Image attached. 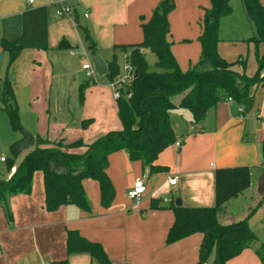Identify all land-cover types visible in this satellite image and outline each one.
I'll return each instance as SVG.
<instances>
[{"label":"crops","instance_id":"0c3cea01","mask_svg":"<svg viewBox=\"0 0 264 264\" xmlns=\"http://www.w3.org/2000/svg\"><path fill=\"white\" fill-rule=\"evenodd\" d=\"M159 1L65 0L70 12L57 14L51 0H0V39L14 40L20 35L21 14L29 7L45 6L47 12L48 49L25 48L7 67L8 54L0 46V88L7 76L22 127L31 134L66 142L120 129L116 102L107 79L102 78L106 71L100 78L93 76L83 101H79V85L87 80L81 77L80 58L86 45L76 21L89 29L96 43L94 54L107 68L114 53L117 61L125 62V52L119 46L141 42L142 18L146 20ZM173 1L168 40L178 66L186 70L199 58L201 20L210 0ZM254 31L239 5L219 23V54L228 61L244 57L247 74L256 68L255 46L245 40ZM61 39L73 48H58ZM238 108L233 99L219 101L197 124L190 122L186 109L184 121L178 123L172 121L170 112V123L181 145L172 144L158 155L156 162L166 166L165 171L148 174L147 168L138 160H130L124 150L109 154L106 171L115 196L108 208L100 205L98 183L90 178L82 181L90 213L70 203L47 211L41 182L36 188L32 185L29 194L6 195L0 199V264H49L64 258L67 229H77L89 240L100 242L113 264H192L202 234L167 244L173 213L164 206L175 198L184 206H212L214 170L234 166L249 168L250 184L225 203L219 220L247 218L258 241L226 264H262L253 248L264 243V161L260 147L264 139V84L256 89L248 112L242 114ZM87 118L92 122L83 129L81 121ZM172 176L177 177L175 184L168 181ZM139 178L145 190L135 203L126 192ZM151 199L163 207H150ZM66 264L100 263L86 252H77L67 256Z\"/></svg>","mask_w":264,"mask_h":264},{"label":"trees","instance_id":"16d2710c","mask_svg":"<svg viewBox=\"0 0 264 264\" xmlns=\"http://www.w3.org/2000/svg\"><path fill=\"white\" fill-rule=\"evenodd\" d=\"M264 0H240L254 33L245 38L255 46L256 68L252 74L244 69L246 59L233 61L223 58L217 49L219 23L222 17L232 12L230 0H210L201 20L198 36L201 50L198 60L188 69L181 70L171 52L168 40V14L174 9L173 0H160L150 16L142 18L141 42L121 45L125 62L136 74L118 98H115L117 117L121 127L109 130L90 141L81 138L66 142L63 138L48 139L26 131L19 120V112L13 103L14 92L9 79L2 80L0 109L8 116L10 128L20 137L9 145L11 157L5 158L8 178H0V199L8 194H29L33 175L40 171L43 180L44 208L54 211L65 204H74L86 213L90 206L82 181L96 180L99 186V203L108 208L115 196L114 186L107 174L109 154L124 150L130 160H138L148 174L165 171L166 166L156 162L158 155L177 141L170 123L169 114L174 108L186 109L190 122L200 123L207 110L217 102L233 99L242 107V114L253 106L256 89L264 84ZM76 26L85 42V49L92 55L96 43L87 26L76 21ZM0 46L8 54L7 67L25 48L46 50L47 12L45 6L29 7L21 14V33L14 40L4 37ZM58 48H73L61 39ZM145 50L154 53V66L150 70L145 59ZM134 72V73H135ZM120 73L116 54L107 64L106 77L113 80ZM89 80L79 85V101L84 99V90ZM129 93V96H127ZM178 98L177 102L175 99ZM92 118L83 119L81 128L86 129ZM261 157L264 161V139L261 141ZM21 156V157H20ZM20 158V160H18ZM250 184L247 166L219 167L214 170V204L212 206L175 205L171 199L164 207L173 213V221L166 233L167 244L194 233H201L197 259L192 264H226L246 248L257 243V237L247 218L221 222L220 214L225 203L241 194ZM150 207L158 208L157 199H151ZM264 219V215H263ZM66 256L49 264H66L71 253L86 252L100 264H113L98 241L89 240L77 229L65 231ZM255 255L264 264V243L253 248ZM124 264H136L130 261Z\"/></svg>","mask_w":264,"mask_h":264},{"label":"built area","instance_id":"2783aa9c","mask_svg":"<svg viewBox=\"0 0 264 264\" xmlns=\"http://www.w3.org/2000/svg\"><path fill=\"white\" fill-rule=\"evenodd\" d=\"M28 3H32L33 0H25ZM51 3L56 6V13L57 14H67L70 12V7L66 4L65 0H51ZM87 15V14H86ZM80 58H81V69L84 71L85 78L92 81L93 76L95 75V70L90 58V55L86 49L82 50L80 52ZM134 68L129 64L125 62V65L123 67L122 72L117 74V76L109 81V86L112 89V95L114 98H118L121 94L122 89H125L128 84L131 82V80L134 77ZM127 96H129V93H127ZM227 100H231V98H227ZM239 112H242V107L239 106L238 108ZM174 145L176 147H180V142L175 141ZM5 158H1V160H4ZM177 180L176 176H172L168 178V181L170 184H175ZM145 190V186L143 183V179L139 178L136 179L131 188H129L126 192V196L131 199L133 202L138 203L140 198L142 197V194ZM166 200L165 198H163Z\"/></svg>","mask_w":264,"mask_h":264},{"label":"rangeland","instance_id":"374dc122","mask_svg":"<svg viewBox=\"0 0 264 264\" xmlns=\"http://www.w3.org/2000/svg\"><path fill=\"white\" fill-rule=\"evenodd\" d=\"M230 3L232 6V12H235L238 5H239V7H241L240 0H230ZM233 14L234 15H232V16H237L236 13H233ZM145 59L149 65L150 70H158L154 66V61L156 59L154 53H152L151 51L145 50ZM118 64L120 66V72H122L123 67L125 65V62H122L120 60V61H118ZM81 71H82L81 77L85 78L84 71L82 69H81ZM94 77L100 78V77H102V75L95 74ZM102 78H103V80L107 79L106 81L109 84V80L106 76H103ZM110 89H111V87H110ZM111 92H112V89H111ZM0 94H1V88H0ZM113 100H115L114 97H113ZM1 104L2 103L0 101V105ZM184 111H185V109H181V108L171 110V117L173 119L172 121H176L177 123L183 122L185 119L184 113H183ZM100 122H102V121H100ZM19 137H20V133L17 131H13L10 128L7 113L5 111H3L2 109H0V157L7 158V159L11 157L12 154L10 152L9 145L12 141H14L15 139H17ZM94 137L84 139V141H90ZM18 160H20V158ZM8 174H9V172L7 170L6 161L0 160V178L5 179L8 176ZM37 182H39V183L41 182L40 184L43 185L42 174L40 171H36L33 175V188L37 187ZM173 197H175V196H173Z\"/></svg>","mask_w":264,"mask_h":264},{"label":"water","instance_id":"95a60500","mask_svg":"<svg viewBox=\"0 0 264 264\" xmlns=\"http://www.w3.org/2000/svg\"><path fill=\"white\" fill-rule=\"evenodd\" d=\"M91 61L93 63L94 70L98 75H102L105 73L107 69L106 65L97 55H92ZM175 205H181V200L179 198H175Z\"/></svg>","mask_w":264,"mask_h":264}]
</instances>
